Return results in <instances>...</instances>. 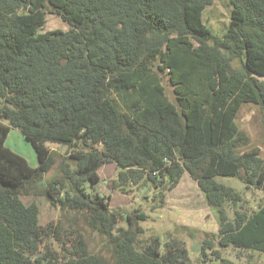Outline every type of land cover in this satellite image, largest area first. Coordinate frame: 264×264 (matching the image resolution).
Masks as SVG:
<instances>
[{"label":"trees","instance_id":"16d2710c","mask_svg":"<svg viewBox=\"0 0 264 264\" xmlns=\"http://www.w3.org/2000/svg\"><path fill=\"white\" fill-rule=\"evenodd\" d=\"M229 2L219 36L203 21L214 0H0V264L59 261L42 245L60 244L61 227L41 224L40 206L22 199L32 195L84 214L112 253L91 254L77 236L65 264H193L184 242L141 243L144 212L117 227L123 214L110 196L87 189L105 164L116 165L114 189H155L161 204L188 173L218 219V245L264 254V204L248 213L241 193L217 180L264 189L261 151H239L247 137L236 124L245 104L264 112V0ZM47 13L70 29L40 33ZM12 128L38 167L6 146ZM49 143L69 150L47 180L61 155Z\"/></svg>","mask_w":264,"mask_h":264},{"label":"rangeland","instance_id":"374dc122","mask_svg":"<svg viewBox=\"0 0 264 264\" xmlns=\"http://www.w3.org/2000/svg\"><path fill=\"white\" fill-rule=\"evenodd\" d=\"M232 6L229 0H214L211 7L203 14V21L212 31L223 36L229 27ZM70 26L60 17L47 13L46 24L40 29V33L50 31H68ZM166 94L174 101V93L166 77L163 78ZM9 125L8 122H4ZM236 124L239 130L247 137V141L241 142L239 151L246 152L251 148H258L264 158V112L256 105L245 104L242 106ZM6 146L15 153L28 160L32 167H38V160L32 145L25 140L19 129L12 128L6 141ZM53 150L57 151L56 167L47 175V180L58 174V166L62 156H66L68 147L65 145L49 143ZM68 157V156H67ZM101 183L95 187L88 186V192L110 196L112 210L123 214V220L118 223V228H128L126 215L135 211L147 214L146 221L139 222L143 233L140 236L141 243H146L150 237H159L162 244L168 240L184 242L191 250L193 264H264V254L252 251L234 250L233 248H221L218 245L219 224L214 212L209 208L198 184L194 182L188 173H185L179 185L166 194L164 203H160L156 197L155 189L130 186L126 187V193L113 188L117 179V168L114 164H105L100 170ZM220 183L232 187L243 197V208L248 213L256 211L264 204V189L257 190L247 185L238 178L219 177ZM25 204L36 202L41 209L40 221L42 225L55 222L61 227V242L56 240H44L45 245L56 251L59 261L56 264H65L70 257L69 248L73 246L77 236H82L91 254L99 255L110 261L111 250L106 239L93 231L86 223L85 215L73 211H62L52 208L44 196H22ZM228 216L233 219V210H229ZM211 245L204 250V242ZM62 242L67 251H63ZM197 250H192V249ZM216 252L220 255H216ZM220 256V259L217 258ZM223 259V260H222Z\"/></svg>","mask_w":264,"mask_h":264},{"label":"water","instance_id":"95a60500","mask_svg":"<svg viewBox=\"0 0 264 264\" xmlns=\"http://www.w3.org/2000/svg\"><path fill=\"white\" fill-rule=\"evenodd\" d=\"M192 250L194 251V250H197V249H194V248H193Z\"/></svg>","mask_w":264,"mask_h":264}]
</instances>
